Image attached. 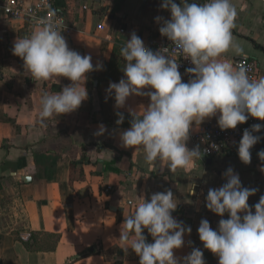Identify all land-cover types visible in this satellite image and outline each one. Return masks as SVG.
I'll use <instances>...</instances> for the list:
<instances>
[{"label":"crops","instance_id":"1","mask_svg":"<svg viewBox=\"0 0 264 264\" xmlns=\"http://www.w3.org/2000/svg\"><path fill=\"white\" fill-rule=\"evenodd\" d=\"M23 1L25 5L33 2ZM175 2L180 4V0ZM54 3L75 27L70 36H64L68 47L90 55L94 68L99 64L102 70L87 74L88 98L77 110L56 115L46 121V127L41 126L42 94L57 93L71 81L64 77H58V82L34 81L12 49L17 37L30 35L37 26L0 17V264H139V257L131 249L125 251L120 239L124 221L134 215L141 196L150 199L166 190L173 192L178 203L173 217L191 227L184 246L174 254L182 258L199 248L206 264H218V257L204 249L197 230L202 219L217 229L219 220L228 215L220 217L207 209V192L226 182L223 173L231 167L243 187L257 189L248 199L254 212V205L264 196V161L257 155L264 150V140L250 150V164L242 163L236 150L210 158L202 155L189 167L172 172L165 162H146L141 146L123 147L119 134L128 128L113 129L108 121L117 113L130 115L129 110L147 107L150 99L130 96L123 108L115 106L114 93L107 89L110 82L125 78L120 49L133 32L145 46L164 37L155 18L170 19L171 14L160 7L162 0ZM232 3L237 9L233 43L243 53L230 50L222 58L232 62L236 56L248 57L256 63L259 78L264 77V0ZM121 28L124 34L119 33ZM181 77L182 82L189 81L185 74ZM218 117L193 123L189 134L217 123ZM101 124L107 131L94 135ZM186 146L201 150L192 141ZM75 163L83 174L80 181L71 180L75 173L70 166ZM32 233L38 235V249L31 251L26 243ZM144 235L152 242L147 230Z\"/></svg>","mask_w":264,"mask_h":264},{"label":"clouds","instance_id":"2","mask_svg":"<svg viewBox=\"0 0 264 264\" xmlns=\"http://www.w3.org/2000/svg\"><path fill=\"white\" fill-rule=\"evenodd\" d=\"M160 7L168 10L171 18H155L161 25L159 32L190 59L194 67L186 71L193 78L182 82L179 64L169 55L170 49L153 51L133 32L120 49L125 78L110 82L107 91L114 93L117 108H123L130 96L149 97L147 107L129 110L131 126L119 138L125 148L141 146L146 162H165L172 172L201 159L199 147L190 150L186 146L193 123L200 125L217 114L221 130L235 129L249 117L264 121V77L252 79L245 68L234 67L222 58L230 50L237 55L243 53L233 43L237 9L232 0H180V4L162 0ZM61 33L58 20L40 18L30 35L17 37L12 49L13 55L23 59L34 81L58 82V77L71 81L57 93L42 94L39 123L44 127L54 116L77 110L88 98L87 74L102 70L99 64L94 68L90 55L71 50ZM117 115L116 123L122 124L123 113ZM262 128L264 125L254 124L244 130L237 149L242 163H251L250 150L261 140L255 133ZM106 131L101 124L94 135ZM257 155L264 161V150ZM223 176L226 182L221 187L208 190L206 207L228 218H221L217 229L202 219L197 230L199 239L204 249L218 257V264H264V196L253 212L248 199L257 189L243 187L231 167ZM177 206L171 190L154 193L150 199L141 196L134 215L124 221L126 228L120 239L125 251L131 249L139 257V264H206L199 248L182 258L174 254L184 246V236L191 233L190 226L173 217ZM145 230L152 242H148Z\"/></svg>","mask_w":264,"mask_h":264},{"label":"built area","instance_id":"3","mask_svg":"<svg viewBox=\"0 0 264 264\" xmlns=\"http://www.w3.org/2000/svg\"><path fill=\"white\" fill-rule=\"evenodd\" d=\"M0 17H5L10 20H23L29 26H37L40 18L56 19L59 21L63 36H70L75 31L74 25L68 22L64 11L55 6L54 0H33L31 4L26 5L23 0H2L0 1ZM119 33L124 34L125 29L121 28ZM146 47L153 51L161 48H169V55L177 60L179 64L180 74H185L188 78L187 80L193 78L192 74L188 73L186 69L194 67V65L166 37L153 39ZM231 63L234 67L245 68L250 78L259 79L257 65L250 58L236 56ZM254 124L264 125V121L249 117L244 124H239L235 129L228 130H221L218 123L208 124L198 134H189L186 143L192 141L200 145L202 155L207 158L215 157L216 155L234 154L238 149V143L242 138L244 130L250 129ZM255 135L261 137V140L257 143L259 144L264 140V128L259 133H255ZM109 190L110 188H106V191ZM27 239V236L23 238V240Z\"/></svg>","mask_w":264,"mask_h":264},{"label":"trees","instance_id":"4","mask_svg":"<svg viewBox=\"0 0 264 264\" xmlns=\"http://www.w3.org/2000/svg\"><path fill=\"white\" fill-rule=\"evenodd\" d=\"M124 115V121H123V123L122 124H117L116 123V121L119 119V116L117 115V114H115L114 115V117L113 118H111L109 121H108V126L109 127H111V128H113V129H118V128H130V126H131V120H132V116H130V115H126V114H123ZM76 166H77V163H75V164H72L71 166H70V169H71V171L73 172V173H75L74 174V176L72 177V179L71 180H73L74 181V179H76V181L78 180V181H80V180H82L83 179V174H82V172L81 171H77L76 170ZM37 234H34V233H32L31 234V236H30V238H29V241L26 243V248H27V250H33V249H38L37 248V246H36V238H37ZM49 238H51V237H49Z\"/></svg>","mask_w":264,"mask_h":264}]
</instances>
